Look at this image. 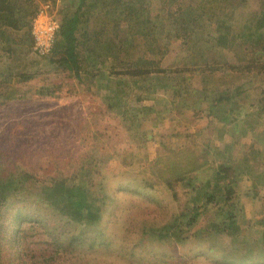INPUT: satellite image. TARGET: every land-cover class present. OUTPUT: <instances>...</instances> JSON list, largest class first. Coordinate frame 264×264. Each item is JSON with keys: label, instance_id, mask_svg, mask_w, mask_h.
<instances>
[{"label": "rangeland", "instance_id": "374dc122", "mask_svg": "<svg viewBox=\"0 0 264 264\" xmlns=\"http://www.w3.org/2000/svg\"><path fill=\"white\" fill-rule=\"evenodd\" d=\"M51 2L59 19L65 10L69 13L79 7L81 20L87 22L89 27L94 24L91 14L102 12L103 8L118 12L122 7L121 2L124 6L127 4V10L133 13L139 9L147 13L148 8H152L154 14L155 9H160L162 16L158 23L170 18L176 27L186 28L195 24L194 20L204 24L207 22L203 11L205 0H85L80 5L78 0ZM258 2L249 0L248 7L236 10V16L244 15L249 20L251 9ZM140 24L131 19L129 21L133 29ZM180 41L163 40L169 44L163 59L164 66L188 64L192 55L183 50ZM17 64L43 74L14 84L27 90L26 98L0 103V167L6 175L15 179L21 178L24 171L35 173L40 181L60 174L63 180L55 184L60 186L64 185L69 175L76 182L83 178V164H86L87 158L92 159L93 169L97 171L91 169L92 177L87 181V187L98 193L104 186L101 200L104 206H101L102 216L97 226L100 231L81 236L79 230H73L72 235L81 238L73 236L75 242L71 246L66 244L70 234L60 233L64 222L44 206H38L35 211L44 224H24L28 234L24 244L18 245L16 240L13 242L9 237L16 238L17 232L11 229L13 208H7L5 215L0 217V264H33L40 255H52L50 264H222L218 261L220 248L230 244V238L198 233L200 228L206 227L209 212L203 213L198 223L185 232L188 236L182 242L166 243L157 236L147 238L143 229L156 231L157 234L175 214L184 211L186 198L174 201L164 180L173 178L178 170L185 171L183 167L192 165L195 160L205 161L195 173L200 179L207 178L217 162L215 148H221L224 139L230 136L225 132L231 127L229 122L223 123L213 115L208 116L205 108L200 111L188 105L176 107L182 103V99L171 88L166 93L150 94L139 89L144 96V104L154 105L153 110L145 115L139 114V108L131 107L132 96L124 97L120 107L110 111L105 107L111 102L106 95L112 84L106 86L104 76L87 91L67 72L53 71L44 57L32 51L26 56L22 55ZM228 79L224 77L223 85L220 83L219 88ZM176 82L166 79L169 85ZM241 83L254 86L264 83V77L246 73L232 78L231 85L239 86ZM41 85L59 87L52 96H40L31 91L32 87ZM248 100L244 96L236 105L231 103L232 118L236 117L233 121L236 123V136L230 148L234 161L253 151L250 143L254 140L253 149L258 151L257 155L262 151L264 156V114L253 113L256 108ZM187 103L192 104V99ZM154 108L162 110L156 113ZM119 110L125 113L121 115ZM248 120H255V131L243 136L241 130L247 128ZM258 167L264 170V164ZM77 174L81 177L78 178ZM244 177L232 185L243 217L249 219L253 215H264V188L258 189V194L253 197L248 194L250 181ZM39 184L36 182V185ZM183 188L182 182L176 186L179 192ZM13 200H7L5 205ZM52 226H55V233L59 237L57 243L49 234ZM81 229L84 231L83 227ZM243 233L249 235L248 239L251 240L249 237L253 234L249 227L246 226ZM92 242L94 246H91ZM250 248L246 252L249 257L253 255Z\"/></svg>", "mask_w": 264, "mask_h": 264}, {"label": "trees", "instance_id": "16d2710c", "mask_svg": "<svg viewBox=\"0 0 264 264\" xmlns=\"http://www.w3.org/2000/svg\"><path fill=\"white\" fill-rule=\"evenodd\" d=\"M35 1L0 0L2 104L9 100L26 98L27 90L17 88L14 84L43 74L38 70L29 71L26 65L17 64L22 55L26 56L32 51L30 23L36 14ZM78 1L79 5L85 2ZM248 1L205 0L203 11L207 22L199 23L193 19L195 24L186 28L176 27L169 17L158 23L162 16V11L158 8L154 10V14L151 12L152 8H148L147 13L142 9H137L138 11L133 13L127 10L128 5L126 4V8L123 2L118 12L111 8H103L102 12L91 14L93 27H89L87 22L81 20L79 7L69 13L65 10L59 19L51 52L39 57H44L53 71L67 72L68 76L74 78L77 84L83 85L87 91L104 76L106 86L109 83L113 85L106 95L111 102H108L105 108L110 111L119 108L124 97L132 96L131 107L139 108V114L145 115L153 110L154 105L144 104V96L139 89L150 94L166 93L171 88L173 93L182 99V103L176 107L188 105L200 111L205 108L208 116L214 114L219 121L229 122L230 118L228 113L216 117V107L232 102L236 105L244 96L249 99L251 106H255V113L261 116L264 114V83L254 86L246 83L239 86L231 85L232 78L239 74L256 73L264 77V0H259L254 5L249 20L244 18V15L237 17L236 10L248 7ZM130 19L135 23H141L140 26L133 29L132 25H129ZM165 39H168V42L181 40L183 50L192 55L188 64L185 62L182 65H163L169 45L163 42ZM224 77L229 79L219 88L220 83L223 85ZM167 78L177 82L169 85L166 83ZM58 87L59 85H41L32 87L31 91L40 96H52ZM90 95L94 94L90 92ZM190 99L192 104L187 103ZM160 110L162 109L154 108L156 113ZM119 113L123 115L125 111L119 110ZM254 122L255 120H248L247 126L251 128ZM251 150L253 151L249 154L257 156L258 151L253 148ZM203 164L205 161L195 160L192 165L183 167L185 171L178 170L173 178L164 180L174 201L186 198L184 211L175 214L157 234L156 231H146L147 228L143 229V234L147 238L157 236L166 243L182 242L188 236L185 232L198 223L203 213L209 212L206 227L200 228L198 233L230 238V244L220 248L218 258L220 263L264 264V215H253L249 219L243 217L242 208L234 197L232 188L234 168L229 161L215 162L212 173L207 178L200 179L195 172ZM83 166H85L83 178L76 182L73 176L69 175L64 185L60 186L55 185L63 180L60 174L45 177L40 181L35 173L24 171L21 178L15 179L9 174L6 175L4 169L0 167L3 169H0V217L5 215L7 208H13L11 229L17 232L16 238L9 236L10 240L13 242L16 240L18 245L24 244L28 231L23 225H32L33 222L44 224L42 217L35 213L38 206L50 208L52 213L64 222L60 233L70 234L66 242L68 246L75 242L73 236L81 238L72 235L73 230H79L81 236L87 232L100 231L97 226L102 216L101 206H104V203L102 204L101 200L105 188L102 185L100 192L91 191L87 187V181L91 180L94 161L87 158ZM80 174L76 176L80 178ZM36 182L40 184L36 185ZM180 182L184 187L181 192L176 189ZM257 187L253 188L252 196L258 194ZM9 199L14 200L5 205ZM216 216L221 219L217 220ZM246 226L253 234L249 237L251 240L248 239L249 235L243 233ZM54 227L52 226L49 234L57 243L59 237ZM90 227L92 229L88 230ZM1 241L0 237V243ZM94 245L92 242L91 246ZM249 248L253 253L251 257L246 254ZM51 257L52 255H40L33 264H50Z\"/></svg>", "mask_w": 264, "mask_h": 264}, {"label": "crops", "instance_id": "0c3cea01", "mask_svg": "<svg viewBox=\"0 0 264 264\" xmlns=\"http://www.w3.org/2000/svg\"><path fill=\"white\" fill-rule=\"evenodd\" d=\"M216 111L215 112L216 114V117L217 115H225V114H229V118H230V126L229 129L225 132H227L228 134H230V138H225L224 139V143L222 142V147L221 148H218L216 147L215 150H216V160H217V163L221 162V161H229L231 166L234 168V178H233V181L232 182V185H234L237 181V179L241 178V177H246L247 180L250 181L249 183V187H248V194L252 195L251 192L253 191V188L257 187V189H261V188H264V170H262V168L260 169V167H258L259 164H264V156H262V151H259L260 155H257V156H254V155H250V154H247L246 157H242V159H239V158H236V160L234 161V159L231 157V154H230V148H232L233 144H234V141H233V138L234 136H236L235 134V130H236V123H234V119L236 120V117L233 119L232 118V114H233V108L231 106V103H227V104H221L219 106L216 107ZM255 112V109H253V113ZM214 116V114H212ZM223 123H227V122H224L222 121ZM255 123L252 125L251 128H249V126H247V128H242L241 130V134L243 136H245L248 132V134L251 132V131H255ZM240 134V135H241ZM221 138V136H220ZM255 140L252 141L250 143V148H254L255 147ZM261 150V148H260ZM264 150V148H263ZM254 154V153H253ZM128 157H131V154H126ZM133 156H136L134 155V153H132ZM251 157V158H250ZM247 158L249 160H247ZM254 158V159H252ZM241 161H243L241 163ZM263 161V162H261ZM261 162V163H260ZM244 177V179H246ZM62 182V181H60ZM59 182V183H60ZM254 197V196H253Z\"/></svg>", "mask_w": 264, "mask_h": 264}, {"label": "built area", "instance_id": "2783aa9c", "mask_svg": "<svg viewBox=\"0 0 264 264\" xmlns=\"http://www.w3.org/2000/svg\"><path fill=\"white\" fill-rule=\"evenodd\" d=\"M36 14L30 23L32 52L45 56L51 52L59 27V18L50 0H36Z\"/></svg>", "mask_w": 264, "mask_h": 264}]
</instances>
